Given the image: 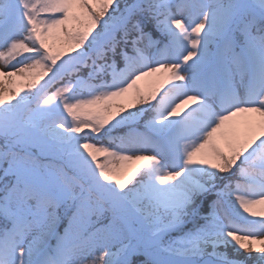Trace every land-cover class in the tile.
I'll return each instance as SVG.
<instances>
[{
  "label": "snow or ice",
  "instance_id": "snow-or-ice-1",
  "mask_svg": "<svg viewBox=\"0 0 264 264\" xmlns=\"http://www.w3.org/2000/svg\"><path fill=\"white\" fill-rule=\"evenodd\" d=\"M0 264H264V0H0Z\"/></svg>",
  "mask_w": 264,
  "mask_h": 264
}]
</instances>
